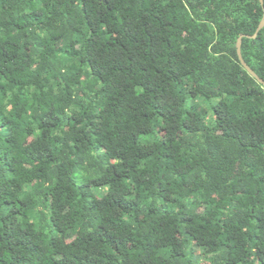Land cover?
Listing matches in <instances>:
<instances>
[{
  "label": "trees",
  "instance_id": "1",
  "mask_svg": "<svg viewBox=\"0 0 264 264\" xmlns=\"http://www.w3.org/2000/svg\"><path fill=\"white\" fill-rule=\"evenodd\" d=\"M263 18L0 0V264H264Z\"/></svg>",
  "mask_w": 264,
  "mask_h": 264
},
{
  "label": "water",
  "instance_id": "2",
  "mask_svg": "<svg viewBox=\"0 0 264 264\" xmlns=\"http://www.w3.org/2000/svg\"><path fill=\"white\" fill-rule=\"evenodd\" d=\"M260 3L263 5L264 4V0H260ZM264 28V18L263 20L261 21V23L259 24L257 30H256V33L252 36H249V35H240V37L238 38L237 40V54H238V57H239V60L241 62V64L243 65V67L246 69V71L252 76L254 77L260 84H262L264 86V80L261 79L255 72L254 70L249 67V65L245 62V60L243 59L242 57V52H241V45H242V39L243 38H256L257 37V34L260 32L261 29Z\"/></svg>",
  "mask_w": 264,
  "mask_h": 264
}]
</instances>
